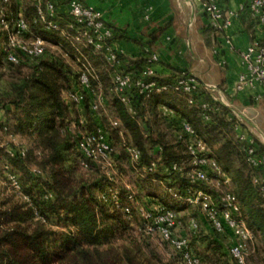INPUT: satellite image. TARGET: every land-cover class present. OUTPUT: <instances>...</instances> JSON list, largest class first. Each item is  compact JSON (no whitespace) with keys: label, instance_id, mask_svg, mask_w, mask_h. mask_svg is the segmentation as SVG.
Returning a JSON list of instances; mask_svg holds the SVG:
<instances>
[{"label":"trees","instance_id":"trees-1","mask_svg":"<svg viewBox=\"0 0 264 264\" xmlns=\"http://www.w3.org/2000/svg\"><path fill=\"white\" fill-rule=\"evenodd\" d=\"M70 1L58 0L57 6L62 9ZM28 2V5L23 3L22 12L33 35L42 36L60 53H55L48 45L40 57L31 59L18 54L20 61L11 62L5 50L8 34L0 28V109L5 110L0 120V144H5L2 141L9 136L25 141L21 145L10 141L6 148L0 145V170L24 179L22 190L30 199L24 201L15 192L11 198L0 195V264H163L154 251L145 252L137 246L129 221L135 214V203L145 207L162 203L177 212L181 208L192 209L189 216H180L186 228L191 217L197 219L194 212L200 214L197 208L185 202L186 190L191 187L186 175L161 171V166L171 168L187 157L189 136L183 131L184 124L207 143L216 162L232 177L231 187L240 203L241 219L257 241L250 248L247 264H264V199L260 186L253 182L256 169L248 164L238 142L235 126L239 123L232 109L211 100L218 111L208 112L211 120L206 121L199 101L191 104L187 95L166 92L151 96L144 105L136 97L133 101L136 114L132 115L111 91V70L106 60L96 56L91 48L81 47L94 68L91 88L105 97L104 107L96 114L91 110L96 96L93 99L84 90L81 118L77 105L70 102L67 95L63 98L65 91H76L79 73L84 70L82 63L74 59L73 53L78 47L60 32L43 30L37 0ZM46 2L43 0L45 13ZM3 7L10 12L18 9L19 4L0 2V9ZM57 13L53 20L61 21L64 26L67 16L60 11ZM204 33L208 44L218 35L211 27ZM118 37L120 35L113 39ZM158 39L153 35L151 43ZM205 98L209 100L208 96ZM163 105L175 110V115L165 116L161 110ZM81 119L85 120V125H80ZM96 119H101L108 129L117 172L121 177L130 173L136 176L134 184L141 190L142 198L129 186L118 190L117 174L110 179L100 164L88 161L87 168L81 165L78 129L95 130L91 125L95 126ZM113 121L118 122L117 127L113 126ZM70 126L71 130L77 129V136L71 133ZM255 144L257 154L264 158V145L256 141ZM127 145L141 150L138 166L127 155ZM117 146L122 150L119 155ZM8 148L15 154L10 155ZM152 161H157L159 169L148 173L146 170ZM124 163L126 168L122 166ZM114 191L118 192L117 200L113 198ZM131 193L134 200L127 198ZM176 193L178 198L174 196ZM126 207L130 208V214ZM51 222L63 228L51 231L47 228ZM205 223L211 233L202 235L200 228L191 240L192 250L197 240L206 246L199 255L193 250L201 258V264H237L228 254L226 235ZM140 231L147 235L141 228ZM175 256L181 264L180 254L175 252Z\"/></svg>","mask_w":264,"mask_h":264},{"label":"built area","instance_id":"built-area-1","mask_svg":"<svg viewBox=\"0 0 264 264\" xmlns=\"http://www.w3.org/2000/svg\"><path fill=\"white\" fill-rule=\"evenodd\" d=\"M12 1L0 0L4 5ZM58 0H47L46 13L43 10V0H37L38 16L43 22V30L48 32H60L76 47L73 53L74 59L82 63L84 70L79 73V86L96 98L93 100L91 110L99 114L104 107L105 97L91 88V76L94 68L89 62L81 47L91 48L96 56H101L108 63L111 70V91L127 107L128 111L135 115L133 101L140 98L142 104L153 95H161L166 92L182 93L187 95L191 104L198 101L204 111V119L210 121L208 112L218 111L212 101L220 102L221 89L215 85L202 84L196 75L182 72L177 76L159 80L156 66L159 63V55L145 50L142 64L134 62L114 46V30L108 26L103 14L92 6L86 5L81 0H71L67 11L58 8ZM67 16L66 23L62 26L61 21H54L57 12ZM205 12L210 20V27L217 34H223L232 27L236 19L247 16L252 23L264 31V0H242L235 9H227L216 0H205ZM34 22H37L35 20ZM0 28L8 34V44L5 48L8 60L18 63L19 55L31 59L44 54L46 47L51 45L42 36L33 35L29 22L25 18L22 8L16 11H8L5 7L0 9ZM231 44L230 40L227 41ZM233 48V47H231ZM68 57V54H64ZM243 61L245 70L242 72L236 84L235 90L243 92L245 89L259 85L264 89V43L262 39L255 37L245 51L238 52ZM209 97V100L205 98ZM264 96V92H263ZM67 99L80 106L84 101L82 92H70ZM143 104V105H144ZM162 113L165 116L175 115L176 111L163 105ZM80 125H85L81 119ZM117 127L118 122L113 121ZM183 131L189 136L187 143V157L171 168H163L164 174L170 172L186 175L191 187L186 190L185 202L197 208L203 219L218 233L226 235L228 254L237 264H247L250 256V248L254 241V234L247 223L241 219V207L237 196L230 189L232 177L222 170L214 159L208 145L195 135V131L188 125H183ZM238 142L246 155L250 166L256 169L253 182L260 186L264 199V158L257 154L255 140L241 130L240 124H236ZM161 149L157 151L159 154ZM78 151L82 156L81 165L88 167V161L100 164L102 170L114 178L116 174V162L113 158L115 149L110 143L107 131L102 127H96L93 131H83L78 140ZM127 155L135 166L141 162V150L135 145H127ZM10 155L15 151L8 150ZM25 155V153H22ZM157 161H152L148 166V173L158 172ZM10 185L15 192L22 190L21 183L14 175L10 176ZM118 192H113V198L117 200ZM176 198L179 195L174 194ZM216 196V198L214 197ZM26 198V197H25ZM134 200V194L127 197ZM264 206V203H263ZM126 212L131 213L126 207ZM138 212L142 219L141 230L147 235H158L163 242L168 244L181 256V264H201V258L195 254L191 247V240L185 234V225L179 212L169 209L162 203H156L150 207L138 205ZM187 229L195 234L200 229V224L195 217L188 221Z\"/></svg>","mask_w":264,"mask_h":264},{"label":"crops","instance_id":"crops-1","mask_svg":"<svg viewBox=\"0 0 264 264\" xmlns=\"http://www.w3.org/2000/svg\"><path fill=\"white\" fill-rule=\"evenodd\" d=\"M81 1L103 14L115 36L120 35L114 39L115 48L124 51L131 60L137 62L143 59L147 49L156 52L159 55L156 66L158 78L170 79L182 72L192 73L202 84L218 86L222 91V103L231 108L237 117L245 113L234 111L233 108L240 110L235 105H259V99L264 98V89L259 85L243 92L235 90L238 77L245 70L238 52L245 51L253 38H264V31L256 27L249 17L236 19L229 30L214 36L208 44L204 32L210 28V20L205 12V0ZM216 1L227 9H235L242 2ZM67 9L68 4L62 7L63 11ZM153 35L159 39L151 43ZM76 108L82 118L84 111L81 105ZM3 118L0 112V120ZM94 125L105 129L101 119H96ZM241 130L264 145L261 129L241 127ZM256 242L254 239L251 246H255Z\"/></svg>","mask_w":264,"mask_h":264},{"label":"rangeland","instance_id":"rangeland-1","mask_svg":"<svg viewBox=\"0 0 264 264\" xmlns=\"http://www.w3.org/2000/svg\"><path fill=\"white\" fill-rule=\"evenodd\" d=\"M23 3L25 5H28V0H21V2L19 3V7L22 8ZM17 9H13V11H16ZM49 49H51L52 51H54L55 53H60V50L53 46V45H49ZM73 63V62H72ZM71 63V64H72ZM73 66H75V63H73ZM75 92H82L83 90L81 87H79L77 85L76 91ZM68 91H65L63 94V98L66 97V95L68 94ZM264 98H260L259 99V105H255L253 103H251L248 106H238L235 105L236 107H239L240 110H237V108H233L235 109L234 111H243L245 114L243 115H238L239 117H237L238 119V123L240 124L241 127L245 128V129H261L264 133ZM241 107V108H240ZM0 112H2V114H5V110L4 109H0ZM81 127V126H80ZM96 128L95 126L91 125V128L93 129ZM104 127L106 129V131L108 130L105 123H104ZM71 126H70V131L71 133H73L74 136H77L76 134L81 133L83 131V128L81 130L78 129V131H74L71 130ZM9 141V142H8ZM10 141H13L15 144L14 145H21V144H25L24 139H19V138H13L11 136H9L6 140H3L2 142L5 144H2L3 146L5 145L6 148V144H11ZM1 145V144H0ZM1 145V146H2ZM10 147V146H9ZM209 147V146H208ZM117 150V154H121L122 150L120 147L117 146L116 148ZM211 153L213 154L214 152L212 151V149L209 147ZM10 150V148L7 149V151ZM126 163H124L122 166H124L126 168ZM7 169V168H6ZM5 169V171H6ZM35 168H32V170H34ZM4 171V172H5ZM117 174L118 181H117V189L121 190L123 189H127V186H129V189L132 190L133 192L136 193V195L140 196V198H142L141 194H139V190L136 185L134 184V180L136 179V176L132 173L128 174L127 176H120V173L117 172V170L115 171ZM119 174V175H118ZM13 174L11 172H6L3 173L0 170V195L1 197L3 196H11L12 193H14L15 191L11 188L10 185V176H12ZM16 176V175H14ZM17 177V176H16ZM18 178V177H17ZM19 180V178H18ZM23 180V181H20ZM19 182L23 183L24 179H20ZM231 190H233V187L230 188ZM141 191V190H140ZM18 196L20 195L22 197V199L24 201H29V195L27 193H24L23 190L19 191V192H15ZM16 195V196H17ZM26 197V198H25ZM11 198V197H10ZM138 202L140 203V199H138ZM1 203V200H0ZM136 208L135 210V214L133 215L131 221L130 222V226H131V235L134 239V241L136 242L137 246H140L143 248V250L146 252L148 251V249L154 251L158 257L162 260L163 264H179L177 262V258L175 256V251L165 242H163L161 240V238L158 235H144L141 231H140V215L138 212V204L135 203L134 204ZM180 207H183L182 205H180ZM193 212L192 209H187V208H181L179 211V214L181 215V217L183 216H189V214ZM195 215L197 214V219L198 222L200 224V228H201V232L203 233L202 235H208L209 233H211V228H209L207 226V224L205 223V221L203 220L202 216L198 213H196V211L194 212ZM47 228L50 229L51 231H60V229H62V225H58V224H54L53 222L48 223L47 224ZM185 234H187V237L192 240V236H194L189 230H187V228L185 227L184 230ZM144 236L145 239L142 237ZM149 237V238H148ZM206 249L205 244H203L202 242H200L199 240H197V242H193V250L199 255L202 251H204ZM253 264H255L253 262ZM259 264V263H258Z\"/></svg>","mask_w":264,"mask_h":264}]
</instances>
